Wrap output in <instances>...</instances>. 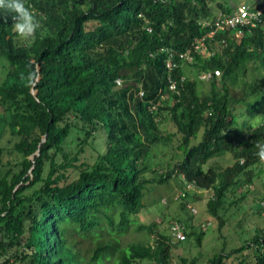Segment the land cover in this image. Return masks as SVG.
<instances>
[{
  "label": "trees",
  "instance_id": "16d2710c",
  "mask_svg": "<svg viewBox=\"0 0 264 264\" xmlns=\"http://www.w3.org/2000/svg\"><path fill=\"white\" fill-rule=\"evenodd\" d=\"M29 1L42 25L33 41L20 40L11 18L0 21V56L12 66L0 81V109L21 158L0 170V264H172L178 242L143 219L152 214L145 198L155 185L180 178L182 208L197 191H211L207 211L220 230L227 192L258 176L264 181L256 147L264 144V17L244 25L240 39L219 31L216 39L228 45L215 56L194 53L185 63L194 78L182 82L185 66L175 56L167 72L164 49H183L200 35L208 0ZM216 5L231 14L226 3ZM216 68L218 78L195 77ZM167 120L173 131L161 129ZM70 137L74 151L64 149ZM175 138L172 159L158 162ZM260 209L254 200L250 210ZM177 219L200 245L204 232ZM130 229L147 230L154 242L121 244ZM254 230L206 264H264V229Z\"/></svg>",
  "mask_w": 264,
  "mask_h": 264
},
{
  "label": "rangeland",
  "instance_id": "374dc122",
  "mask_svg": "<svg viewBox=\"0 0 264 264\" xmlns=\"http://www.w3.org/2000/svg\"><path fill=\"white\" fill-rule=\"evenodd\" d=\"M218 1L231 4L232 2L239 3L240 1L246 0H213L209 3L210 5L217 7L216 4ZM92 26H94V23L92 22L87 25L89 28ZM11 69L12 66L8 61L3 56H0V81L11 71ZM247 77L250 78L251 74L248 73ZM203 86L206 87L205 84ZM232 89L235 96L241 94L239 87L236 89L232 87ZM5 120L6 113L0 109V170L21 159L20 155L13 149L14 144L18 142L19 139L9 133ZM161 129L173 131L171 122L168 120L163 122L161 124ZM197 140H199V138ZM97 141H99V139L96 137L94 144H96ZM177 143L178 138L173 139L170 142L171 149L166 147L161 151L162 154L157 153L158 156L156 160L161 163H167L170 161V159H172V152H175V146ZM64 149L66 151H74L76 149L75 142L71 137L64 144ZM84 156H86L88 161L92 163L95 153L87 148ZM156 160L153 161V163H155ZM175 160L176 159H174V161ZM228 164L230 165L232 162L229 161ZM261 165V167L264 168V161H261ZM182 194L183 185L180 182V178L172 177V179L165 184L155 185L145 198V200L147 199L150 202V210L152 214L143 219L150 221L149 224H154L153 227L155 226V231H160L167 235L169 234V224L173 221H178L177 218L183 217L185 220L188 219L187 221H189L190 224L199 227L201 231L204 232L200 245L196 243L195 237H187L185 235V239L182 242H178L177 246H173L170 252L172 264H189L193 258L197 259L196 264H206L207 260L211 258L214 253L219 252L223 246H225L226 251H229L231 248L238 247L243 241L251 238L255 233L254 228L264 229V181H262L259 176L254 178L252 183L237 187L233 192H227L226 201L218 211L219 215L224 219L220 230L218 229L219 220L211 217L207 211V201L212 196L211 191H197V196L195 197L196 201L188 199L189 202L185 204L184 208L181 207V198H178ZM242 194H245L244 198H241ZM237 200H239V202L232 205V202ZM254 200L260 201L261 209L257 214L250 210V206ZM187 205L195 207L197 212L194 215H191L188 211ZM189 229V227H185L186 232ZM146 231L138 232L130 229L120 237L121 244H126L134 240H149L151 243L154 242L153 240L156 236L151 234L146 238L148 232ZM183 259L186 263H184ZM134 264H155V262L139 260L134 261Z\"/></svg>",
  "mask_w": 264,
  "mask_h": 264
},
{
  "label": "clouds",
  "instance_id": "9594fccd",
  "mask_svg": "<svg viewBox=\"0 0 264 264\" xmlns=\"http://www.w3.org/2000/svg\"><path fill=\"white\" fill-rule=\"evenodd\" d=\"M210 1L213 0H208V6L211 8V15L206 17H201L200 19L197 20V25L199 26V30H201L200 35L195 36L190 42V44L183 49L175 50L169 47L164 49L165 52L167 53L165 58V67L167 69V72L170 73V71L177 65L176 62L174 61L175 56H177L180 59V64L185 66L186 65L185 63H190L191 61H193L195 57L194 53L201 55L202 57L215 56L218 55V53L221 54L223 48L228 45V40L224 37L216 39V36L219 31L229 29L233 31L232 33L234 35V38L236 39H240L245 35L246 32H244L242 28L244 25L239 27L243 32V34L240 37L235 36L236 30L233 28L216 29L215 32L212 35H210V31L214 30V26H213L214 21L219 16L222 18H226L223 16L222 11L218 7L210 5L209 3ZM260 2L261 0H250V1L246 0V1H240L239 3L232 2L231 4H228L226 2V4L231 8V14L229 16L239 13V8L242 6H248L249 11H253V12L262 9V12L258 16V18L252 20L251 23L245 24V25H249L251 28V27H255L257 24L261 22V20H263L262 18L264 17V15L262 14L264 12V7L258 6ZM0 13H3L0 14V21L4 23H7L9 18H11L13 23V31L17 34V36L21 40L29 41V42L33 41L35 39L37 30L41 29L42 27L41 21L37 19V14L32 8V4L30 3L29 0H0ZM204 22L206 23V26L203 25ZM145 29L147 30V32H151L152 28L150 26H147ZM41 35L43 36V33H41ZM168 62H171L173 64L171 68L167 66ZM185 68H186L185 74H182L180 77V80L182 82L186 81L188 77L189 79L194 78V73H192L190 69L187 68L186 66ZM215 70H219L220 75H215L214 74ZM221 75H222V71L216 68L212 71L209 70V71L200 72L196 74L195 77L203 82H206L209 81L212 77L218 78ZM168 77L171 79L170 76ZM27 79H28V83L34 86L37 83L36 73L35 72L29 73ZM256 147L258 148L257 155L259 156L261 161H264V144H257ZM242 161L243 160L241 159V162ZM183 195L184 194L180 196ZM180 196L178 198H180Z\"/></svg>",
  "mask_w": 264,
  "mask_h": 264
},
{
  "label": "built area",
  "instance_id": "2783aa9c",
  "mask_svg": "<svg viewBox=\"0 0 264 264\" xmlns=\"http://www.w3.org/2000/svg\"><path fill=\"white\" fill-rule=\"evenodd\" d=\"M261 12H262V9H259L258 11L253 12V11H249L248 6H242L239 8V13L235 15H232L226 18H222L219 16L213 23L214 30L210 31V35H212L216 29L233 28L236 30L235 36L240 37L243 34V32L241 28L239 27L245 24L251 23L252 20H254L255 18H258ZM203 25L206 26V23L204 22ZM172 65L173 64L171 62L167 63V66L169 68H171ZM214 74L220 75V71L215 70ZM168 83H169V89L174 90V91L177 90V82L175 80L168 78ZM187 206L191 214H195L197 212L195 207L191 205H187ZM168 231H169V235L171 236L172 242H181L185 239L183 227L177 221H173L169 224Z\"/></svg>",
  "mask_w": 264,
  "mask_h": 264
}]
</instances>
